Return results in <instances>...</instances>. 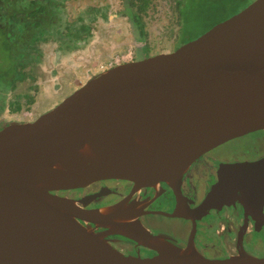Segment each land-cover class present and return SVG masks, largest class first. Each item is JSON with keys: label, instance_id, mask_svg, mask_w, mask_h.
Listing matches in <instances>:
<instances>
[{"label": "water", "instance_id": "obj_1", "mask_svg": "<svg viewBox=\"0 0 264 264\" xmlns=\"http://www.w3.org/2000/svg\"><path fill=\"white\" fill-rule=\"evenodd\" d=\"M264 129V0H252L169 52L111 66L31 121L0 127V264H264L207 258L147 231L132 205L82 208L60 191L100 179L168 184L213 147ZM229 165L196 209L236 192L252 203L262 160ZM258 172L247 174L248 169ZM264 171V169H262ZM264 196V192L261 194ZM83 203L84 201L81 200ZM183 205L179 201L175 214ZM81 221L157 249L125 255Z\"/></svg>", "mask_w": 264, "mask_h": 264}, {"label": "rangeland", "instance_id": "obj_2", "mask_svg": "<svg viewBox=\"0 0 264 264\" xmlns=\"http://www.w3.org/2000/svg\"><path fill=\"white\" fill-rule=\"evenodd\" d=\"M54 1L51 7L58 22L48 30L36 31L34 40L28 45L16 46L12 58L15 80L7 84L0 79V125L34 120L90 77L115 64L169 52L181 45V17L176 0H154L147 9L143 17L148 35L143 43L146 50L140 48L142 44L135 40L127 17L120 13L123 0ZM251 1L189 0L182 10L187 18L186 35L195 38L214 20L216 23L221 21ZM21 2L26 0H18V4ZM233 9L237 11L232 13ZM10 12V7L6 6L0 23L5 24ZM79 18L85 20L79 21ZM17 28L20 32L23 30L22 25ZM24 35L13 37L17 40ZM5 38V34H0V70L3 72L10 63ZM17 104L21 107L14 110ZM243 142L235 144L242 145Z\"/></svg>", "mask_w": 264, "mask_h": 264}, {"label": "flooded vegetation", "instance_id": "obj_3", "mask_svg": "<svg viewBox=\"0 0 264 264\" xmlns=\"http://www.w3.org/2000/svg\"><path fill=\"white\" fill-rule=\"evenodd\" d=\"M239 141L244 142L236 145ZM263 157L264 129L232 138L204 152L182 175L178 197L183 206L179 213L187 214V208L196 209L219 181L221 171L228 169L229 165H251ZM262 169L264 165L259 167V175L263 174ZM258 170L251 166L247 174ZM259 183L264 186V178ZM263 192L262 187L254 188L252 203H248V197L246 199L242 193L236 192L230 199L219 198L212 202L206 213L189 212L187 215L174 213L179 201L174 190L165 182L138 187L128 180L109 178L59 193L67 194L86 209H101L126 201L132 205L135 220L151 234L161 236L180 248L193 246L207 258L220 259L240 251L264 257ZM81 222L125 255L145 258L158 253L157 249L149 245L120 233H112L94 222Z\"/></svg>", "mask_w": 264, "mask_h": 264}, {"label": "trees", "instance_id": "obj_4", "mask_svg": "<svg viewBox=\"0 0 264 264\" xmlns=\"http://www.w3.org/2000/svg\"><path fill=\"white\" fill-rule=\"evenodd\" d=\"M152 1L154 0H123V10L120 13L127 17L131 27L132 33L135 40L142 44L141 49L146 50L147 46L145 41L147 40V32L145 30V23L143 21V17L146 15L147 9L150 7ZM189 0H176V7L181 19L179 20L180 23V35L179 40L181 39V44L185 41L190 40L192 37L187 36L186 32V25H187V18L183 16V7ZM52 3L54 4V0H26L25 3H19L18 0H0V19H2L3 15L2 12L6 6H9L11 9L10 15L6 17V22L0 23V32L1 35L6 36V44L5 48L10 53L9 55V67L8 69L3 72L0 70V79L3 82L14 81L15 77L13 76L14 62H13V52L16 53V46L24 47L28 45L31 41L34 40V34L36 31H45L53 27V24H56L59 20L58 16L55 13V10L51 7ZM237 10L233 9L232 13L236 12ZM56 15V19L53 20V16ZM228 14L225 18L230 16ZM223 18V19H225ZM222 19V20H223ZM85 20L84 18H79V21ZM216 21L214 20L213 23L207 27L210 28L214 25ZM17 25H22L23 30L20 32L17 28ZM206 29V30H207ZM205 30V31H206ZM24 33V37L14 40L15 37ZM183 35V36H182ZM76 37L78 34L75 35ZM147 56V55H146ZM18 104L13 108L17 110ZM21 106H19L20 108ZM20 110V109H19Z\"/></svg>", "mask_w": 264, "mask_h": 264}, {"label": "built area", "instance_id": "obj_5", "mask_svg": "<svg viewBox=\"0 0 264 264\" xmlns=\"http://www.w3.org/2000/svg\"><path fill=\"white\" fill-rule=\"evenodd\" d=\"M116 65V64H115Z\"/></svg>", "mask_w": 264, "mask_h": 264}]
</instances>
